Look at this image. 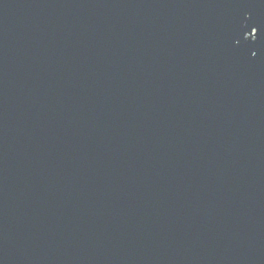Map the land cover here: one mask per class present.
<instances>
[{"label":"water","instance_id":"obj_1","mask_svg":"<svg viewBox=\"0 0 264 264\" xmlns=\"http://www.w3.org/2000/svg\"><path fill=\"white\" fill-rule=\"evenodd\" d=\"M0 264H264V0H0Z\"/></svg>","mask_w":264,"mask_h":264}]
</instances>
